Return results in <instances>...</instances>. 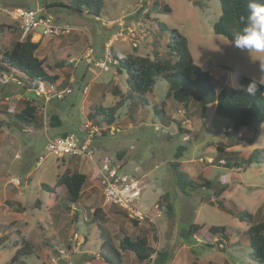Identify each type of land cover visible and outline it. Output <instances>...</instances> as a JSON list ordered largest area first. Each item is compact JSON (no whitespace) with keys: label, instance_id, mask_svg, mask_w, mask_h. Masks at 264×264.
Returning <instances> with one entry per match:
<instances>
[{"label":"rangeland","instance_id":"obj_1","mask_svg":"<svg viewBox=\"0 0 264 264\" xmlns=\"http://www.w3.org/2000/svg\"><path fill=\"white\" fill-rule=\"evenodd\" d=\"M46 1L56 2L46 9L55 21L74 29L65 35L47 38V47L40 44L37 53L44 60L46 70L61 74V67L68 66L63 72L64 81H67L71 65L66 60L78 55L88 38L94 50L90 58L77 63L72 93L45 106L36 100L32 88L24 89L12 80L3 79L7 72L0 73V237H5L0 239V264H98L96 260L89 261L101 245L97 228L90 224L91 218L104 226L106 231L102 234L105 237L111 235L116 242L123 234L133 238L149 234L155 249L164 253L165 264H190L193 261L200 264H264L250 258L248 239L238 234L246 229V223L230 210L215 204L216 199H223L227 208L236 205L251 211L254 222L264 218V164L241 163L237 152L264 148V122L234 132L229 128L227 118L217 115L213 106L209 105L201 114L194 95L186 108L173 98H166L165 80H157L152 91L145 95L147 102H141L132 93L115 115L112 125L115 131L94 135L89 143L95 160L123 150V169L135 173L142 183V210L154 215L156 203L164 206L162 215L154 222L145 219L134 225L117 206L105 204L98 180L87 173L80 203L62 210L60 201L65 195L64 187H54L55 179L66 168L81 171L76 167V160L47 155L39 168L34 167L37 156L45 154L47 137L73 132L81 143L85 138L82 128L85 123L91 122L89 126L100 130L108 127L105 122L98 123L101 116L90 119L86 113L114 106L120 97L126 96L125 73H118L116 65L107 71L93 65L101 57L110 34L120 30L118 19L122 15L126 16V26L138 29L137 54L152 56L156 50L165 55L167 36L160 31L162 38H155V18L185 35L194 62L210 74L216 91L224 85L238 86L241 76L264 84V54L241 51L232 45V41L213 32V23L221 13L219 0H103L98 17L63 6L68 0H0V26L13 28L10 33L6 26L0 27L3 50L10 48L20 32L13 12L42 7ZM137 3L141 7L139 12L127 16ZM163 3L169 6V11L163 9ZM146 7L149 18L141 12ZM113 43L122 53L134 51L130 40L122 36ZM111 54L116 55L113 48ZM86 84L89 90L83 94L82 88ZM17 95L19 99L15 98ZM27 97L33 99L42 123L9 122V114L21 111L31 102ZM84 103L87 109L83 108ZM4 104L7 105L5 108ZM55 104L64 105L67 112L56 113L62 123L51 126L50 116L55 113L52 110ZM155 107L165 111V118L155 113ZM178 124L183 127L182 131ZM248 138H254L253 142H248ZM178 147L184 148L177 159L180 169L192 177L201 178L200 174H203L211 180V188L199 187L185 192L179 189L170 166ZM83 161L85 171L95 170L91 162ZM227 161L231 167L225 166ZM16 178L20 180L18 186L14 184ZM41 184L54 187L59 206L47 208L50 194ZM225 185L228 189L226 187L215 197L213 191ZM163 195L171 201L178 217L174 230H168L171 224ZM18 207L23 211L18 212ZM191 223L203 228L197 236L184 237L180 231ZM211 225L227 228L226 238L220 237L223 250L217 247V237L208 230ZM22 239L29 242V248H23L25 242ZM155 257L156 254L149 261H139L131 251H126L124 262L154 264Z\"/></svg>","mask_w":264,"mask_h":264},{"label":"trees","instance_id":"obj_2","mask_svg":"<svg viewBox=\"0 0 264 264\" xmlns=\"http://www.w3.org/2000/svg\"><path fill=\"white\" fill-rule=\"evenodd\" d=\"M260 2L261 0H257V3ZM102 3L103 0H68L65 3L67 5L63 6L80 13L85 11L89 15L98 17L102 10ZM219 3L221 13L213 23L212 30L215 34L222 35L227 40L232 41L234 33L241 26L242 18L248 13L249 0H219ZM152 5L153 7L156 6L155 3ZM162 7L166 11L170 10L169 6L165 3L162 4ZM144 15L149 18V9L146 10ZM155 20V38H162L160 31L165 32L167 36L165 55H161L156 50L153 51L152 56L141 55L136 53V48H132L134 51L118 57L119 63L116 65V69L118 73L126 74L125 82L128 89L126 96L120 97L114 106L106 109L89 110L90 114H86L90 119L101 116V120L98 123L105 122L107 125L112 124L118 109L131 98L132 93L136 94L141 102L144 100L147 102L145 95L152 91L157 80L162 79L167 82L166 98H173L179 105L186 108L191 96L194 95L201 114L206 111L209 105L213 106L214 112L217 115L227 118L229 128L234 132H238L242 128H253L264 122V84L246 76H241L238 80V86L224 85L216 91L210 74L194 62L187 37L177 29L170 28L157 18ZM2 26H6L10 29L9 32L13 33L10 25H1L0 27ZM19 29L20 32L12 40L9 49L3 50L0 45V73H12L22 81L24 89L33 88L40 82H57L59 76L51 74L46 70L44 60L37 53L40 42L32 41L31 32L24 33L21 28ZM253 81L258 83V87L254 94H249L247 87ZM117 96H119L118 90H116V98ZM32 102L33 100L26 103L21 111L9 114V122H14L15 124L20 122L25 124L41 122L36 113V106ZM154 109L155 113L165 118V111L163 109L156 107ZM60 120L61 118L57 114H51L49 123L51 126L59 125L62 123ZM182 128L178 124V129L182 131ZM253 140L254 138L247 139L250 143ZM183 149V147H178V151L174 153L175 159L170 162L172 174L179 189L185 192L186 190L189 191L199 187L211 188V180L204 177L192 178L186 171L180 169V162L177 159ZM237 152L240 154L241 163L247 165L264 164V148H253L252 150ZM123 155V151L116 153V156L120 159H122ZM225 164L226 167H231L229 161ZM86 179L87 175L84 172L68 168L61 175L57 176L54 187L63 186L65 194L60 201L63 203L60 209H70L72 205L77 206L80 203L82 188ZM41 187L50 194L47 208H53L55 205L59 206V196L56 194L54 187L46 184H41ZM226 187L228 189V186L225 185L218 190H214L213 195L215 197L220 196ZM162 198L165 202V212L168 222L172 224L174 216L173 204L168 200L166 195H163ZM158 200L161 201L160 199ZM215 204L219 208L230 210L236 218L246 223V229L242 233L238 232V234H242L248 239L250 258L264 263V218L254 222V214L251 211L236 205L227 208L223 199H216ZM20 211H23V209H19L18 212ZM131 220L134 225L138 222L134 219ZM90 224L95 225L98 230L97 235L101 238L100 248L97 250L96 255L89 258L90 262L96 260L98 264H124L123 252L131 251L139 261H149L152 255L156 254L154 264L165 263L164 253L156 250L151 244L149 234H143L134 238L129 234H123L116 242L110 237L111 235L105 237L102 234L106 229L101 223L96 222L94 218L90 219ZM200 228L201 226L198 224H190L185 229L183 235L184 237L193 236ZM208 230L211 234L219 237L215 243L218 248L223 250L222 246H220L222 244L220 237L226 238L227 228L225 226L211 225ZM1 238L4 239L5 237L1 236ZM22 242H25L23 248L30 247L28 241L22 239ZM18 252L19 250L12 260L15 259ZM190 264L200 263L193 261Z\"/></svg>","mask_w":264,"mask_h":264},{"label":"built area","instance_id":"obj_3","mask_svg":"<svg viewBox=\"0 0 264 264\" xmlns=\"http://www.w3.org/2000/svg\"><path fill=\"white\" fill-rule=\"evenodd\" d=\"M140 3L133 10L132 14L138 13L140 10ZM147 9H142L144 14ZM13 16L18 19L19 27L26 32L38 33L39 37L43 36H59L65 35L73 31L74 29L68 24H60L53 16L48 13L44 7L38 8H21L13 12ZM126 16H122L118 19L120 30L110 34L106 44L104 46L102 55L99 59L93 62V65L101 70L107 71L111 66H115L119 63V58L114 57L111 54L110 47L115 40L119 37L130 40L132 48L138 47V32L136 27L125 26ZM39 30V31H38ZM125 33V34H124ZM84 49L76 56L69 58L68 63L71 65V72L67 81L63 82H40L32 89L34 95L38 101L44 106L51 101H59L64 99L67 95H70L73 91L72 83L74 82L73 72L79 61L84 58H90L93 53V47L91 45L90 38ZM5 80H12L17 85L23 87L21 80L16 78L12 73H8L2 77ZM41 85V87H38ZM89 90L88 84L82 88V93L86 94ZM91 122L85 123L83 131L85 133V139L80 143L76 135L73 132H69L65 135H59L54 138H46L45 154H39L35 159L34 167L39 168L47 155H52L56 159L65 157L80 158L82 160H88L91 162L95 169L96 179L98 180V186L103 194L105 204L114 205L122 209L130 219H134L141 222L145 219H149L154 222L156 217L162 215L163 205L159 203L155 204V214L149 215L142 210L141 203V191L142 183L140 178L132 172L123 169L124 161L118 158L116 155H104L100 159H94V152L89 147L91 138L94 135H103L106 132L112 133V126L103 127L98 129L97 127L89 126ZM203 161V159H201ZM208 162H212V159H208ZM223 162V160H220ZM224 163V162H223ZM15 185H20V180L16 178L14 180ZM154 255H152L151 259Z\"/></svg>","mask_w":264,"mask_h":264},{"label":"clouds","instance_id":"obj_4","mask_svg":"<svg viewBox=\"0 0 264 264\" xmlns=\"http://www.w3.org/2000/svg\"><path fill=\"white\" fill-rule=\"evenodd\" d=\"M232 45L250 54H264V0H249L248 13L241 20V26L232 37ZM258 83L253 81L247 87L254 94Z\"/></svg>","mask_w":264,"mask_h":264},{"label":"crops","instance_id":"obj_5","mask_svg":"<svg viewBox=\"0 0 264 264\" xmlns=\"http://www.w3.org/2000/svg\"><path fill=\"white\" fill-rule=\"evenodd\" d=\"M58 2H60V1H58ZM149 2V1H148ZM148 2H146V3H148ZM56 2H53V3H50L49 1H46L44 4H43V6L42 7H47V10H48V7H50V6H52V5H54ZM138 4V3H137ZM137 4H136V6H137ZM136 6H135V8H136ZM134 8V9H135ZM133 9V10H134ZM144 9H148V7H146V8H144ZM170 9V8H169ZM133 10H132V12H133ZM132 12L130 13V14H128L127 16H129V15H133L132 14ZM141 13V12H140ZM122 16H125V15H122ZM122 16H120V17H122ZM125 26H126V23H125ZM126 27H131V26H126ZM136 27V26H135ZM136 29H137V27H136ZM137 32H138V29H137ZM47 38H50V37H48V36H43V37H39V34L38 33H34L33 35H32V39L34 40V41H39L40 42V44L41 45H46V47L48 46L47 45V41H48V39ZM106 43V42H105ZM105 46V45H104ZM104 46H103V49H104ZM113 48V50H114V52L116 53V55H115V57H122L126 52H128V50L127 51H124L123 53L121 52V50L118 48V47H116L115 46V44L113 43L112 44V46L110 47V51H111V49ZM118 51H120L121 53H118ZM102 52H103V50H102ZM80 53V52H79ZM191 55H192V53H191ZM74 57V56H73ZM72 58V57H71ZM192 58H193V55H192ZM193 60H194V58H193ZM66 62H68V59L66 60ZM61 64V63H60ZM68 64V63H67ZM68 68V66L66 67V66H64L63 65V67H61V74H59L60 72H58V71H53V72H51V71H48L49 73H51V74H57L58 76H59V79H58V82H61V81H63L64 82V76H63V72H65L66 71V69ZM214 70H215V68H213ZM19 95H17V96H15V98L16 99H19L20 97H18ZM27 99L28 100H33L32 98H28L27 97ZM37 100V99H36ZM51 104H53V102L51 103ZM56 105H58V104H55V106H53V108H52V110H54V112L55 113H53V114H58V115H60L62 112H67V110L65 109V106L64 105H58V106H56ZM4 108L7 106L6 104H4V105H2ZM83 108H86L87 109V107L85 106V103H84V105H83ZM114 122H115V120H114ZM113 122V123H114ZM113 123L112 124H110L109 126H112L113 125ZM64 133H67V132H63L62 134H64ZM62 134H59V135H62ZM59 135H57V136H59ZM56 136V137H57ZM82 139H85V138H82ZM123 151V150H122ZM118 152H120V151H117V152H115V154H113V155H116V153H118ZM122 158H123V156H122ZM75 160H76V163H77V165H76V167L78 168L79 167V169H81V171L82 172H84L85 174L87 173V174H91V176H93V177H95L96 178V175H95V170L94 171H85L84 170V161L82 160V159H80V158H74ZM80 171V170H79ZM187 172V171H186ZM188 173V172H187ZM189 174V173H188ZM201 175V174H200ZM190 176V175H189ZM190 177H192V176H190ZM201 177H204L203 176V174L201 175ZM192 178H194V177H192ZM83 191V190H82ZM87 196V198L89 199L90 197L88 196V195H86ZM82 198V197H81ZM157 202V201H156ZM174 207V206H173ZM120 209V208H119ZM177 216H176V214H175V209H174V216H173V222H172V224H171V227L170 228H168V226L166 225L165 227H167L168 228V230H174V225H175V223H176V220H177ZM139 223V222H138ZM169 223V222H168ZM191 224H193V223H191ZM195 224H197V223H195ZM190 225V224H189ZM198 225H200V224H198ZM204 225V224H203ZM201 226V225H200ZM202 228H203V226H201V228L200 229H198V231H197V233L195 234V235H193V236H197L198 234H200V231L202 230ZM185 229L186 228H183L180 232H182V235H183V233H184V231H185ZM184 236V235H183ZM217 238H216V240L219 238L217 235H215ZM152 244V243H151ZM126 252V251H125ZM125 252H123V258H124V253ZM124 264H125V262H124ZM165 264V263H164Z\"/></svg>","mask_w":264,"mask_h":264}]
</instances>
